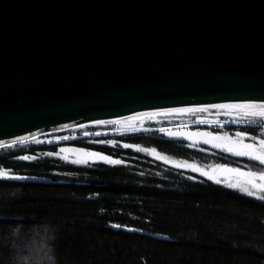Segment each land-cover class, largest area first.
I'll return each mask as SVG.
<instances>
[{"label":"water","instance_id":"obj_1","mask_svg":"<svg viewBox=\"0 0 264 264\" xmlns=\"http://www.w3.org/2000/svg\"><path fill=\"white\" fill-rule=\"evenodd\" d=\"M244 102L264 103V0H0V149L97 120Z\"/></svg>","mask_w":264,"mask_h":264},{"label":"trees","instance_id":"obj_2","mask_svg":"<svg viewBox=\"0 0 264 264\" xmlns=\"http://www.w3.org/2000/svg\"><path fill=\"white\" fill-rule=\"evenodd\" d=\"M128 141L182 154L171 142ZM141 160L140 174L43 154L21 169L34 181L0 179V264H264V201L181 184Z\"/></svg>","mask_w":264,"mask_h":264},{"label":"flooded vegetation","instance_id":"obj_3","mask_svg":"<svg viewBox=\"0 0 264 264\" xmlns=\"http://www.w3.org/2000/svg\"><path fill=\"white\" fill-rule=\"evenodd\" d=\"M217 113V112H216ZM221 114H230L227 112H220ZM233 114V113H232ZM136 116V115H135ZM160 116L161 119L146 118V119H138L133 121L134 128H128L123 131H112L101 134L94 138L82 137L75 140L66 141L60 144H47L41 145L39 148H27V146H22L20 144L13 145L9 147H5L0 149V171L7 173L8 176L12 175H20L21 170L26 164L34 163L39 159V157L43 154L52 153L53 155H57L63 158L65 161H73L75 160L72 157L66 156L59 152V148L63 146H69L76 149H83L85 152H96L110 157L111 159L120 160L122 163L120 164H111L115 168H127L131 169V173H142V154L141 151H137V148L142 149V146L139 144L130 143L128 138H153L160 140L162 142H171L177 148L182 150L181 155H166L159 153L155 150L153 153L155 156L150 157L152 159L151 164H159L161 166V170L156 171L155 173L164 175L168 174L169 176L176 175L178 178L183 179L182 183H193L199 185H212L218 190L225 191L234 196H248L247 194L239 191L235 188H229L227 184L229 182L235 183L236 177H224L219 176L216 177L220 179V183L212 182L207 179H204L194 173L182 170L180 168L175 169L164 163V161H168L174 163L176 165H195L196 167L208 172V173H216L221 166L229 167V168H239L241 171H253V172H261L264 171V165H260L257 161L249 160L247 157H237L232 155L229 152L222 150L221 148H214L212 146H195L185 142L175 141L172 138L168 137L167 133L171 132H198V131H210L214 135H228L231 137L235 136L237 131H245L248 137L256 136L260 138L262 135V131L258 128H249L235 125L233 123H223L222 125L217 124L214 127H210L209 124L205 125H189V122L194 120V117L184 118L183 116H169V115H157ZM167 118H164V117ZM233 115L232 117H234ZM132 117V116H131ZM183 121H188L183 122ZM142 122H144L145 128L143 129ZM139 123H141L139 125ZM115 124H107L105 125L106 129L114 130ZM189 125V126H188ZM165 129L164 132H161L160 129ZM246 143H251L250 139L245 140ZM128 144L131 147L125 148L123 145ZM147 149V148H145ZM150 151L153 149H149ZM21 156H28L31 159L22 160L19 159ZM138 158V159H137ZM98 162H104L99 158L89 159L87 163H77L80 165H88L95 164ZM110 164V163H109ZM182 167V166H179ZM137 170V171H136ZM164 173V174H163ZM190 173V174H189ZM3 181H10V179H5L0 177ZM197 181V182H196ZM62 182V181H61ZM86 184V183H85ZM167 189V188H166ZM260 195H264L262 193H254L252 196H248L254 198L256 200H260L257 197ZM264 201V200H260Z\"/></svg>","mask_w":264,"mask_h":264},{"label":"snow or ice","instance_id":"obj_4","mask_svg":"<svg viewBox=\"0 0 264 264\" xmlns=\"http://www.w3.org/2000/svg\"><path fill=\"white\" fill-rule=\"evenodd\" d=\"M210 108H215L221 111H225L227 113H235L236 119L231 121L232 123H247V124H256L259 123L262 128H264V103H254V102H244V103H235V104H211V105H203L197 108H167L162 109L159 112L152 113H140L136 116L127 117L124 120H114V121H104L97 120V124H117L127 127L134 128L133 121L143 118H152L157 115H171L175 113H203ZM200 123H204L205 121H199ZM161 132H164L165 129L161 128ZM170 135H184L188 139H192L194 142L198 139L202 138V142L204 144H211L214 148H221L222 150L231 153L237 157H247L249 160L257 161L260 165H264V133H262L260 138L256 136L248 137L245 131H237L234 137L228 135H213L207 132H196V133H167ZM21 142H23L26 137L18 138ZM63 139H68L67 137H63ZM250 139L251 143H246L245 140ZM39 143V141H37ZM123 147L128 148L131 145L125 144ZM74 151L77 154V159L73 160L72 163H87L89 159L99 158L106 163L110 164H120L122 161L111 159L108 156H102L100 153L94 152H85L83 149L80 150H71V149H61V152H69ZM137 151H144V149L137 148ZM153 153L155 150H152ZM48 155H52V153H48ZM62 159L65 157H61ZM19 159L28 160L31 159L28 156H21ZM182 167H189L192 171H200L201 175H205L209 180L215 179L216 183H220V179L216 178V174L207 173L200 169H197L195 165H178ZM218 172H222L228 175H232L236 177V182H229L227 186L229 188H235L239 191L247 194L248 196H252L254 193H262L264 194V171L261 172H253L249 171H241L239 168H229L221 166ZM0 177L5 179H28V177H20V176H8L7 173L0 171ZM260 200H264V195H260L257 197ZM113 227H119V225H113ZM131 230V229H130Z\"/></svg>","mask_w":264,"mask_h":264},{"label":"rangeland","instance_id":"obj_5","mask_svg":"<svg viewBox=\"0 0 264 264\" xmlns=\"http://www.w3.org/2000/svg\"><path fill=\"white\" fill-rule=\"evenodd\" d=\"M217 112V113H216ZM220 112H225V111H221L215 108H210L207 111L203 112V113H175V114H171L169 116H183L184 118L187 117H194L192 119V121L189 122V125H197V124H202L199 121H205L203 124H209L210 127H214L217 124L222 125L223 123H232L231 121V117L233 115L236 116V114L233 112L230 114H221ZM221 117V118H220ZM164 118H167L166 116ZM220 118V119H219ZM146 119V118H143ZM154 119H161L160 116H156ZM184 123L188 121H183ZM134 124V123H133ZM141 123H139L140 125ZM236 124H243V123H236ZM258 124V123H257ZM107 124H104V126ZM135 125V124H134ZM188 125V126H189ZM114 128H118L119 125L115 124ZM142 126L143 129L145 128L144 126V122H142ZM123 127V126H122ZM132 128V127H130ZM259 130L262 131V133H264V130L261 127H257ZM76 132H72V131H67L64 133H60V134H55V135H49L46 137H41V138H36V139H32L30 141H27L25 143H22L20 145L22 146H37V145H49V144H60L66 141H69L71 138H74V134ZM104 134V133H103ZM63 137H67L68 139H63ZM37 141H39V143H37ZM2 149V148H1ZM1 152V151H0ZM141 154H145L149 157H154L155 155L153 154V151L149 150V149H144V151H141Z\"/></svg>","mask_w":264,"mask_h":264},{"label":"built area","instance_id":"obj_6","mask_svg":"<svg viewBox=\"0 0 264 264\" xmlns=\"http://www.w3.org/2000/svg\"><path fill=\"white\" fill-rule=\"evenodd\" d=\"M234 119H236V116L231 117L232 121ZM121 120H124V119H121ZM233 124L238 125V126H242V127H249V128L261 127L259 123L258 124L257 123L256 124H247V123L236 124V123H233ZM197 125H205V124L202 123V124H197ZM128 128L129 127H127V126H123L122 127V125H119L118 128H114V130H112V129H106L104 124H97L96 123V124L84 125V126L75 128L73 130H70L72 132H76L74 134V138H71L70 140H75V139H79V138H82V137L94 138V137L99 136V135H101L103 133L112 132V131H123V130H126ZM262 129L264 130V128H262Z\"/></svg>","mask_w":264,"mask_h":264},{"label":"bare ground","instance_id":"obj_7","mask_svg":"<svg viewBox=\"0 0 264 264\" xmlns=\"http://www.w3.org/2000/svg\"><path fill=\"white\" fill-rule=\"evenodd\" d=\"M254 103H256V102H254ZM192 165V164H191ZM190 174V173H189ZM197 182V181H196Z\"/></svg>","mask_w":264,"mask_h":264}]
</instances>
